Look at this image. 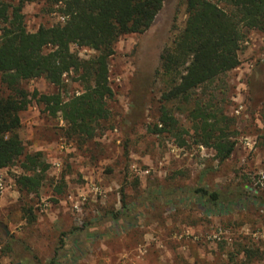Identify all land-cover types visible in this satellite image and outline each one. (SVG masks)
I'll return each instance as SVG.
<instances>
[{
  "label": "rangeland",
  "instance_id": "rangeland-1",
  "mask_svg": "<svg viewBox=\"0 0 264 264\" xmlns=\"http://www.w3.org/2000/svg\"><path fill=\"white\" fill-rule=\"evenodd\" d=\"M47 8L46 0L24 5L28 30L62 20ZM185 18V8L178 0H166L146 32L119 37L109 60V82L114 92L108 101L110 115L95 137L84 141L67 137L63 120L48 115L35 102L25 110L19 130L25 149L41 150L50 167L39 192L27 196L14 182L20 168H0V227H6L8 235L19 240L7 250L0 228V264L20 263L18 255L30 258L31 252L45 263L61 231L98 218L103 210L119 209L122 191L128 201H137L146 199L152 189L171 185L231 189L242 184L258 189L264 174V149L256 144L263 125L264 33L248 32L239 51L240 64L212 88L226 113L235 118L238 132L227 160L218 163L210 148L195 144L181 148L169 135L148 130L157 120L160 105L162 86L155 72L159 53L182 29ZM71 48L84 59L94 53L76 45ZM22 85L42 93L61 90L64 99L81 89L72 73L62 88L43 78ZM60 183L63 188L56 192ZM25 201L35 208L33 223L23 218L21 206ZM194 201L190 198L179 206L161 201L154 212L143 209V219L122 234L93 239L82 231L78 239L87 252L75 264H264V207L205 215L201 207L193 206ZM105 222L96 221L100 230H105ZM243 245L259 248L262 257L247 259Z\"/></svg>",
  "mask_w": 264,
  "mask_h": 264
},
{
  "label": "trees",
  "instance_id": "trees-1",
  "mask_svg": "<svg viewBox=\"0 0 264 264\" xmlns=\"http://www.w3.org/2000/svg\"><path fill=\"white\" fill-rule=\"evenodd\" d=\"M34 1L0 0V168L14 165L20 168L14 182L25 196L39 192L50 164L41 150L26 151L19 134L20 113L35 102L48 115L63 120L67 137L80 141L95 137L110 115L108 101L114 92L109 82V60L116 41L125 34L146 32L166 0H46L47 9L58 13L62 20L28 30L23 7ZM178 2L184 6L186 18L182 29L159 53L155 72L162 86L160 105L157 120L148 130L155 135H169L181 148L190 144L210 148L214 159L221 163L234 151L238 132L235 118L226 113L212 88L240 64L239 51L248 32L264 33V0ZM72 45L94 53L80 58ZM70 73L81 89L67 99L61 90L42 93L37 89L29 91L22 85L43 78L62 88ZM199 89L204 93L199 94ZM178 115L188 121L187 126ZM260 116L263 125L256 144L264 149V100ZM257 185L256 191L242 184L231 189L171 185L152 189L146 199L137 201H128L122 191L119 209L103 210L98 218L61 231L53 254L45 263L31 251L30 258L18 255V259L20 264H75L87 252L78 239L82 231L93 239L128 232L143 219V209L153 211L161 201L179 206L191 198L195 200L193 206L201 207L205 215H224L233 208L261 209L264 174ZM57 187L56 192H60L63 183ZM21 209L23 218L33 223L36 218L33 205L25 201ZM96 219L106 220L105 230L98 228ZM0 228L6 248L11 251L12 244L19 240ZM241 248L247 259L262 257L259 248L244 245Z\"/></svg>",
  "mask_w": 264,
  "mask_h": 264
},
{
  "label": "crops",
  "instance_id": "crops-1",
  "mask_svg": "<svg viewBox=\"0 0 264 264\" xmlns=\"http://www.w3.org/2000/svg\"><path fill=\"white\" fill-rule=\"evenodd\" d=\"M26 112H27V111H23V112L20 113L21 123H23V122H24V118H26V117H25ZM32 119H33V118H32ZM34 121H35V120H32V121H30V122L33 123Z\"/></svg>",
  "mask_w": 264,
  "mask_h": 264
},
{
  "label": "water",
  "instance_id": "water-1",
  "mask_svg": "<svg viewBox=\"0 0 264 264\" xmlns=\"http://www.w3.org/2000/svg\"><path fill=\"white\" fill-rule=\"evenodd\" d=\"M5 231H6V234L8 235L9 234V231L6 227H4ZM17 264H20V263H17Z\"/></svg>",
  "mask_w": 264,
  "mask_h": 264
},
{
  "label": "built area",
  "instance_id": "built-area-1",
  "mask_svg": "<svg viewBox=\"0 0 264 264\" xmlns=\"http://www.w3.org/2000/svg\"><path fill=\"white\" fill-rule=\"evenodd\" d=\"M262 178H263V176H262ZM0 186H1V182H0Z\"/></svg>",
  "mask_w": 264,
  "mask_h": 264
}]
</instances>
